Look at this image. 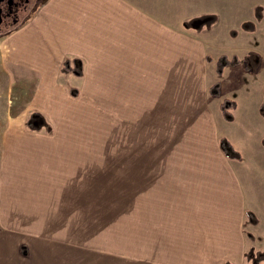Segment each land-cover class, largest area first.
<instances>
[{
  "label": "crops",
  "instance_id": "crops-1",
  "mask_svg": "<svg viewBox=\"0 0 264 264\" xmlns=\"http://www.w3.org/2000/svg\"><path fill=\"white\" fill-rule=\"evenodd\" d=\"M191 3L42 0L28 19L0 37V111L6 110L0 121V221L14 223L19 233L1 228L0 264H56L63 254L71 263L78 214L71 212L65 186L72 173L54 139L29 136L40 130L31 129L27 119L40 109L51 127L56 119L49 117L51 109L64 103L65 93L80 95L83 80L89 84L94 76L103 82L114 79L111 93L118 112L121 97L129 104L134 100V109L141 95L159 96L158 105H165L153 114L149 103L144 119L132 114L128 137L115 122L112 182L129 185L130 204L138 199L137 191L140 195L134 231L144 232L145 259L134 263L250 264V250L263 256L264 193L253 179L256 169L264 167V79L258 77L264 62L256 50L219 40L214 34L218 22L201 29L185 27L191 17L215 13L212 6L222 10L215 3L210 4L213 11L200 6L191 15ZM243 21L236 36L230 29L232 37L258 34V28L246 32ZM251 52L260 58L256 71L241 63L217 74L219 55L243 58ZM68 58L78 60L80 73L62 70ZM218 80L220 95H211L209 88ZM226 98L237 103L230 120L220 107ZM222 138L232 143L239 159L226 155ZM29 139L38 144L40 157L12 151L27 146ZM122 168L129 169L128 178L121 176ZM19 181H30L34 188ZM58 202L64 211L58 210ZM57 231L68 233L69 245L56 241Z\"/></svg>",
  "mask_w": 264,
  "mask_h": 264
},
{
  "label": "rangeland",
  "instance_id": "rangeland-1",
  "mask_svg": "<svg viewBox=\"0 0 264 264\" xmlns=\"http://www.w3.org/2000/svg\"><path fill=\"white\" fill-rule=\"evenodd\" d=\"M41 1L39 0L33 8L29 5L28 9L20 14L17 24L28 19ZM191 2L195 6V12L191 13V15L197 14L196 11L200 6L202 11L205 12L213 11L212 9L216 11L215 13H208L211 16L208 18V22L211 23L214 18H217L215 21L216 23L218 22L215 24L217 29L214 34L219 40H223L229 47L238 45L243 47V49L248 47L247 49L256 50L261 54L264 62V0H191ZM215 3L222 5V10L217 11L215 6H212L211 9L210 4ZM211 18L213 19L210 20ZM241 21L246 22L247 26L254 24L251 29H245L246 32H254L258 28V34L244 33L242 36L239 35L237 39L232 37V34L236 36L237 26ZM204 22L198 21L196 24ZM171 25L172 22L170 23ZM14 27H1L0 36L9 30L11 31ZM226 51L232 53L230 50ZM245 51L242 50L241 53H245ZM224 76L226 75L222 77ZM258 77L259 79H264V66ZM86 80H83L80 95L71 97L70 94L65 93L64 103L56 105L54 109H51L50 113L48 111L49 117L51 115V117L56 118L55 120L50 118V121L52 120L51 127L47 128L50 124H48L42 110H35L31 114L34 115L35 128L37 125V130L40 131L38 133L37 131L30 132L29 136H31L30 134H39L40 136L54 139L57 143L53 142V144L62 151L63 159L66 161L65 168L72 173V182H69L67 174L65 186L66 201L70 200L75 209L71 208V212L72 214H78V216H74L73 220V225L77 226L74 227L72 238V260L71 263H68V257L65 259L63 254L62 256H57L56 264H135L134 262H141L145 259V251L142 247L145 245L144 232L143 230L139 234L135 232L138 229L137 216L139 214L140 195L137 191L138 199L135 200L133 196L134 203L130 204L129 196L132 198V194L129 185L120 182L118 179L112 182L114 177V154L117 155L114 142L115 122L117 124L120 122L122 135L125 134L128 137L131 132L130 122L133 119L132 114L137 113L138 117L144 119L145 114H148L150 110L149 103L152 102V108L154 109L151 113L153 114L161 113L160 108L165 105H158L160 102L159 96L141 95L136 99L134 109V100L129 104L121 97L118 112L114 95L111 93L115 88L114 79H105V82H103V80L98 81L94 76V78L89 79V84L86 83L88 81ZM225 83L228 89L232 86L226 77ZM67 87L68 85L65 91ZM210 94L214 95L211 92ZM13 96L17 95L13 94ZM4 97L7 98L8 96L5 95ZM18 105V103L12 104L13 113H15V108ZM5 112V109L0 111V121H4ZM58 121H60V124H57ZM33 143V139H29L27 146L23 145L20 149L12 151L24 150L32 159L40 157L38 144ZM120 150H124V145ZM56 151L59 152L57 149ZM57 161L58 165H60L59 158H57ZM53 164L56 165V163ZM129 174L128 168L121 169L122 177L128 178ZM19 183L28 189L34 188L30 181H19ZM253 183L261 187L264 193V167L256 169ZM60 195H63V193L59 192ZM141 198H143V194ZM59 205L60 203L58 202ZM131 205H134V208ZM66 208L70 209L68 206ZM64 209L65 206L63 205L58 208L61 211H64ZM13 225L14 223L12 222L0 221V230L2 228L15 233L12 228ZM58 225L62 227L61 224L58 223ZM63 231H66V229ZM67 237V232L57 231L56 241L62 243V245H69V242L66 241ZM23 238L24 236L21 239ZM247 254V261L250 264L256 261L259 256H262L255 254L252 250ZM9 257L3 256V258Z\"/></svg>",
  "mask_w": 264,
  "mask_h": 264
},
{
  "label": "trees",
  "instance_id": "trees-1",
  "mask_svg": "<svg viewBox=\"0 0 264 264\" xmlns=\"http://www.w3.org/2000/svg\"><path fill=\"white\" fill-rule=\"evenodd\" d=\"M210 17H211L210 14H202V15H199L197 17H193L191 19H188L187 21L185 20L184 26H186L187 28H194V29H201L204 27H206V28L210 27L217 20V18H214V21H213L212 20L213 18H211L210 20H212L213 22L211 21V23H209L208 18H210ZM198 21H205V22L201 23V24H196ZM247 25L248 24H246V22H243L242 28L243 29H251L254 26V24H252V26H247ZM209 60H212V58L210 57ZM215 62H216L217 74L221 75L227 66H235V65H238L241 63H244V66L247 70L256 71L259 64H260V58L257 54H255L253 52L245 55L243 58H240L238 55L230 56L228 54H221L216 58ZM62 70L65 72L76 71V72L80 73L81 68H80L78 60L68 58L64 61L63 65H62ZM210 92L214 95H220V81H216L210 87ZM236 106H237V103L235 100L226 98L222 101L221 111H222V113L226 119H228V120L232 119L233 111L236 109ZM260 112L264 116V99H263L261 106H260ZM33 116L34 115H31L29 120H28V126L31 129L35 128V124H34L35 121L33 119ZM37 128H38V126L36 125V129ZM221 146H222L223 151L229 157L237 158V159L240 158V154L238 153V151L234 148L232 143L227 138L221 139ZM263 259H264V252H263V256H259V258L256 259V261L252 262L251 264H258Z\"/></svg>",
  "mask_w": 264,
  "mask_h": 264
},
{
  "label": "flooded vegetation",
  "instance_id": "flooded-vegetation-1",
  "mask_svg": "<svg viewBox=\"0 0 264 264\" xmlns=\"http://www.w3.org/2000/svg\"><path fill=\"white\" fill-rule=\"evenodd\" d=\"M38 1L39 0H0V11H1L0 31H1V27L4 26H9V27L16 26L20 14L25 12L28 9L29 5H31L30 7L33 8ZM9 31L2 34L1 36L6 35Z\"/></svg>",
  "mask_w": 264,
  "mask_h": 264
},
{
  "label": "water",
  "instance_id": "water-1",
  "mask_svg": "<svg viewBox=\"0 0 264 264\" xmlns=\"http://www.w3.org/2000/svg\"><path fill=\"white\" fill-rule=\"evenodd\" d=\"M0 23H1V11H0Z\"/></svg>",
  "mask_w": 264,
  "mask_h": 264
}]
</instances>
